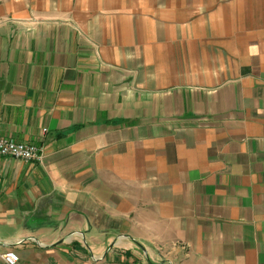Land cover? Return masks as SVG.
<instances>
[{
	"label": "crops",
	"instance_id": "obj_1",
	"mask_svg": "<svg viewBox=\"0 0 264 264\" xmlns=\"http://www.w3.org/2000/svg\"><path fill=\"white\" fill-rule=\"evenodd\" d=\"M0 264H264V0H0Z\"/></svg>",
	"mask_w": 264,
	"mask_h": 264
},
{
	"label": "built area",
	"instance_id": "obj_2",
	"mask_svg": "<svg viewBox=\"0 0 264 264\" xmlns=\"http://www.w3.org/2000/svg\"><path fill=\"white\" fill-rule=\"evenodd\" d=\"M11 157L23 162H41L43 149L35 144L18 143L0 136V158ZM6 264H18L19 255L14 251L2 255Z\"/></svg>",
	"mask_w": 264,
	"mask_h": 264
}]
</instances>
